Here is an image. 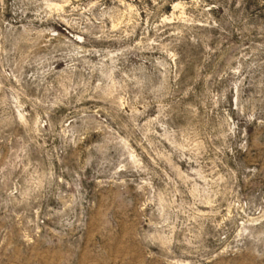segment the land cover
Returning <instances> with one entry per match:
<instances>
[{"label":"rangeland","instance_id":"rangeland-1","mask_svg":"<svg viewBox=\"0 0 264 264\" xmlns=\"http://www.w3.org/2000/svg\"><path fill=\"white\" fill-rule=\"evenodd\" d=\"M0 264H264V0H0Z\"/></svg>","mask_w":264,"mask_h":264}]
</instances>
